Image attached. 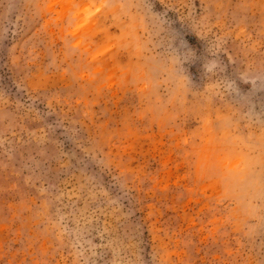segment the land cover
Returning <instances> with one entry per match:
<instances>
[{"label": "rangeland", "instance_id": "obj_1", "mask_svg": "<svg viewBox=\"0 0 264 264\" xmlns=\"http://www.w3.org/2000/svg\"><path fill=\"white\" fill-rule=\"evenodd\" d=\"M0 264H264V0H0Z\"/></svg>", "mask_w": 264, "mask_h": 264}]
</instances>
